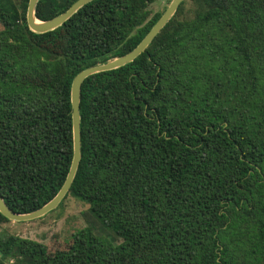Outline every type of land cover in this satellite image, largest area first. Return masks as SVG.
<instances>
[{"label": "trees", "instance_id": "obj_1", "mask_svg": "<svg viewBox=\"0 0 264 264\" xmlns=\"http://www.w3.org/2000/svg\"><path fill=\"white\" fill-rule=\"evenodd\" d=\"M29 1L0 0V194L20 213L70 171L74 77L133 50L163 14L156 0H92L36 32ZM75 1L39 0L35 15ZM189 3L137 58L82 85L65 197L116 239L86 226L52 252L0 232L1 264H264V0Z\"/></svg>", "mask_w": 264, "mask_h": 264}, {"label": "water", "instance_id": "obj_2", "mask_svg": "<svg viewBox=\"0 0 264 264\" xmlns=\"http://www.w3.org/2000/svg\"><path fill=\"white\" fill-rule=\"evenodd\" d=\"M39 0H30L27 10V23L29 27L36 32H46L62 25L67 19H69L78 9L92 0H76L66 11L47 20H40L36 17V5ZM183 0H172L170 5L153 25L150 31L142 39V41L130 52L109 59L106 62H99L81 70L73 79L71 89V101H72V117H73V132H74V155L70 171L67 175L65 183L61 187L60 191L51 199L48 203L41 208L27 213H20L12 209L4 200L0 194V211L8 219L12 221H28L36 218H40L55 208H57L67 193L70 191L72 183L77 174L81 159H82V133H81V92L82 85L85 79L97 72L106 71L123 66L135 58L141 53L146 51L148 46L152 43L155 37L161 32L168 21L177 12L179 6ZM1 264V263H0Z\"/></svg>", "mask_w": 264, "mask_h": 264}, {"label": "rangeland", "instance_id": "obj_3", "mask_svg": "<svg viewBox=\"0 0 264 264\" xmlns=\"http://www.w3.org/2000/svg\"><path fill=\"white\" fill-rule=\"evenodd\" d=\"M172 0H156L152 11L163 12ZM190 0L186 4L190 7ZM91 226L97 234L110 239H116L111 231L104 227L90 212L89 205L72 194L62 200V203L48 214L28 221H12L0 225V232L18 234L41 241L48 245L50 251L67 249L70 246L72 235L77 230ZM115 242L121 243L117 239Z\"/></svg>", "mask_w": 264, "mask_h": 264}]
</instances>
